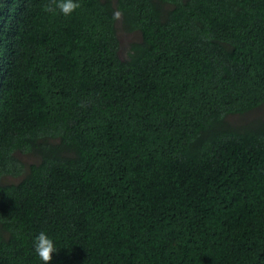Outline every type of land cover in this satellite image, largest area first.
Returning a JSON list of instances; mask_svg holds the SVG:
<instances>
[{"label":"trees","instance_id":"16d2710c","mask_svg":"<svg viewBox=\"0 0 264 264\" xmlns=\"http://www.w3.org/2000/svg\"><path fill=\"white\" fill-rule=\"evenodd\" d=\"M77 3L0 0V264H264V0Z\"/></svg>","mask_w":264,"mask_h":264},{"label":"clouds","instance_id":"9594fccd","mask_svg":"<svg viewBox=\"0 0 264 264\" xmlns=\"http://www.w3.org/2000/svg\"><path fill=\"white\" fill-rule=\"evenodd\" d=\"M77 7V0H57V8L65 16L72 14ZM33 247L43 264H49L52 260V254L57 252L53 239L44 231L35 236Z\"/></svg>","mask_w":264,"mask_h":264},{"label":"rangeland","instance_id":"374dc122","mask_svg":"<svg viewBox=\"0 0 264 264\" xmlns=\"http://www.w3.org/2000/svg\"><path fill=\"white\" fill-rule=\"evenodd\" d=\"M120 37H121V42H122V45L124 47H127L129 45L130 42L134 41V40H139V35L137 34H128V33H125L123 31H120ZM264 110V109H263ZM261 111L264 113V111ZM260 112V113H261ZM24 159L26 161H30L27 157H24ZM32 160V159H31Z\"/></svg>","mask_w":264,"mask_h":264}]
</instances>
